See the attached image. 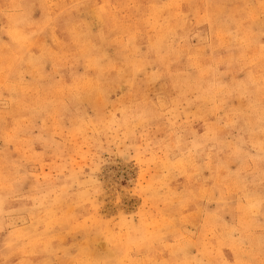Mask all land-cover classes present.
<instances>
[{"label":"rangeland","instance_id":"obj_1","mask_svg":"<svg viewBox=\"0 0 264 264\" xmlns=\"http://www.w3.org/2000/svg\"><path fill=\"white\" fill-rule=\"evenodd\" d=\"M0 264H264V0H0Z\"/></svg>","mask_w":264,"mask_h":264}]
</instances>
